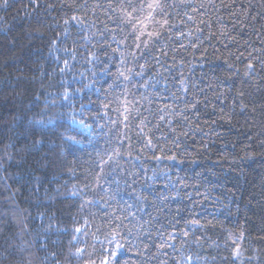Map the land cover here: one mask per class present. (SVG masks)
<instances>
[{
    "label": "trees",
    "instance_id": "1",
    "mask_svg": "<svg viewBox=\"0 0 264 264\" xmlns=\"http://www.w3.org/2000/svg\"><path fill=\"white\" fill-rule=\"evenodd\" d=\"M127 2L0 7V264H264V0Z\"/></svg>",
    "mask_w": 264,
    "mask_h": 264
},
{
    "label": "snow or ice",
    "instance_id": "2",
    "mask_svg": "<svg viewBox=\"0 0 264 264\" xmlns=\"http://www.w3.org/2000/svg\"><path fill=\"white\" fill-rule=\"evenodd\" d=\"M8 0H3V3L0 4V7H7ZM123 14L121 15L120 19L121 22L124 23L126 26H128L131 29L130 34L134 37V43L135 47L137 49H143L147 50L149 49L150 43L153 42V38L156 40L159 39L161 33L159 30L156 31H146L149 24L158 25L159 28H164L165 25H168V19L164 16V5L160 2V0H152V2L144 3L143 0H137L136 3H132V0H128L126 4L121 5ZM159 15L161 19H157L156 16ZM191 19V17H189ZM78 24L82 25L84 23L83 19L78 17L77 15H72L70 18L64 20V25L70 26L71 24ZM123 30V29H121ZM147 36L148 39H142V37ZM113 40H115V37L113 36ZM115 51V50H114ZM143 54V52L141 53ZM92 58H96L95 54H90ZM120 55L123 57L124 53L120 52ZM135 56V54L133 53ZM121 65L125 64L124 59H121ZM65 65L67 66V61H65ZM252 66L249 65V68ZM141 68H143V65H141ZM63 71V69L61 70ZM119 77H122L123 80H130L131 76L126 74L130 73L132 70L129 68L126 71L121 70L120 67L117 69ZM143 74L142 72L140 73ZM86 87H91V85H87ZM71 93L65 92L63 94V99L65 101H70ZM127 110V109H126ZM127 119V117H125ZM73 120L75 122V118L73 117ZM34 123L41 125L42 127H48V125L54 124V121L52 119H48L47 122L44 120H36ZM81 124L84 128L90 127V125H87L84 123L83 120H80L78 122ZM68 140H70L73 144H80L81 141L74 139L73 137L69 136L67 137ZM149 146L151 145V140L148 141ZM110 159V158H109ZM170 159L175 160V156H171ZM107 163V161H105ZM73 195H76V193H73ZM192 224H197L198 221H191ZM119 228V225L116 226V229ZM77 232L80 231V229H76ZM187 235V233H185ZM120 239H122V234L118 230H113V233L111 235V239L109 240V243H112L115 245L114 248L107 250V255L105 256L104 260L102 261V264H119L118 254L119 252L124 249V244L120 243ZM82 249H78L76 255H80L82 253Z\"/></svg>",
    "mask_w": 264,
    "mask_h": 264
}]
</instances>
